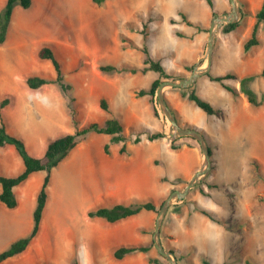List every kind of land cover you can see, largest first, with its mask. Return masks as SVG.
<instances>
[{"label":"crops","instance_id":"0c3cea01","mask_svg":"<svg viewBox=\"0 0 264 264\" xmlns=\"http://www.w3.org/2000/svg\"><path fill=\"white\" fill-rule=\"evenodd\" d=\"M90 1L92 0H80L82 4L91 6ZM137 1L134 2L132 6L133 9L126 11L122 8L121 10L120 22L116 24V26L118 25L117 37H120L121 41L119 39L117 42V38L115 37L112 45H110V42H105V40H102L100 44L98 38H94L96 37L94 33L87 30V35H89L88 38L91 39V44L86 47L87 49L84 54L98 56L101 59L98 66L100 64H113L116 66L125 65L141 68L144 65L143 60L145 58L142 47L146 45L152 58L159 60L165 70L174 77L186 76L190 72L185 68L186 65L191 66L192 69L194 66L202 63L207 43L205 30H197L194 26L187 25L182 21L180 15H178V11H183L182 9H178L177 14L171 16L175 18L177 22L169 23L172 25L174 34L175 30L178 29L183 32L185 36H177L175 34V36L181 38V40L176 39L175 44L172 46L169 45L170 39L174 40L171 34H169V37L161 34L159 36V46L156 49L152 41L150 42L154 36L150 37L149 31H153L154 33L157 30L158 32L157 20H164L163 15L158 12H155L157 13L155 15L151 12L148 13V18L153 16L154 19L148 21L147 18L150 24L145 31V35L142 33L126 32L124 29L126 24L135 22L139 17V11L142 10L140 9V1ZM248 1H251L253 6L245 0H238L241 11V17L238 20L240 24L229 33H221L220 29L222 26L218 29L209 71L199 76L194 83L188 87L193 88L196 94L203 99H205V96H209L207 98L210 99L211 95H208V93H210L212 88L217 91V94L219 93V95L224 96L223 98L226 102L224 104L225 113L223 119H225L224 123L227 124L229 131L233 127V119L238 116L235 104L233 103L235 99L240 97L242 106L247 105L254 110L262 106L253 107L248 103L244 94L238 93L233 95L225 89L221 83L211 80L208 76V74L217 76L232 72L240 78L245 75L259 74L261 72L263 67L258 71L252 72L248 69L249 67L247 65V63L250 62L253 50L261 43L260 32L258 35L259 44L246 53L243 51V43L250 35L252 25L255 22L254 14L260 8L263 0ZM5 2L6 0H0V11L4 7ZM49 5L47 0H31V5L28 8L19 6L22 9H30L33 6L32 10H30L31 14L38 15L42 12L43 7ZM208 8H204L203 14L198 17L197 20L196 18L193 19L190 17L188 12H183L193 23L200 24L205 28L208 24L209 28L210 20L214 14L228 12L230 10V3L228 0H213L214 14L209 6ZM245 11L248 12V15L243 16V12ZM53 12L56 14L59 13L57 8H53ZM20 14L22 15L21 9L16 6L13 7L5 41L0 44V81L2 80L1 71L11 66L8 61L5 62V56L3 54L9 57H11L12 54H37L38 50L45 46H41V43L48 40L46 38L47 36L43 35L39 36V38H35V34H33L29 40L26 36L23 37L24 35L21 31L23 19H21ZM169 18L167 19L168 21ZM62 21L66 23L72 22L68 19H62ZM70 29L72 28L70 27ZM73 33L74 32H71V35L65 34L63 36L64 43L66 45L68 44L70 48H75L72 40L74 39L84 45L85 41H82V37L86 40L85 34L83 32ZM218 33H220L222 38L236 40V46L230 47L223 45L217 48V43L219 41L217 37ZM124 36L132 41V46L129 45L127 41L122 40ZM50 40L51 39H49V41ZM148 41L150 43L147 44ZM169 54L173 56V59L169 60L165 57ZM225 54H228L231 59L234 58V60H237L238 63L236 68L222 73L213 72V68H215V56L216 59L221 60V56ZM261 54L264 55L263 52H261ZM42 60L48 61L46 59ZM45 71L49 72L48 69H45ZM122 72L125 74L129 73L127 74V81L120 79L112 80L116 89L115 94L119 99L122 97L124 98L117 107L113 105L115 97L112 96L111 90L106 87V89L101 92L102 97H100V99L105 98L108 104V111L100 107V99H98L90 109L79 106V113L85 110L99 112L104 116V120L108 117H114L111 116V114H120L124 124L119 119L118 120L123 126V133L125 132L126 126L130 129L132 134H135V130L140 129L141 126L144 125V122L140 119L137 111L134 112L135 121L128 122L126 120V109L124 106L126 104L127 95L130 92L135 93V91L139 89L138 87L143 88L149 81L151 83L152 80L159 77V74L153 70H147L145 73H142L140 70L136 72L119 71L115 73L121 74ZM102 73L109 76V73ZM238 78L225 79L224 83L230 84L238 89ZM256 79L257 78L250 83V86L257 93L258 98H260L264 90L263 88L256 87ZM140 81H143V83ZM85 82L86 79L83 82L84 92L90 93L91 88L88 87ZM216 83L220 85L219 88L216 86ZM141 84L143 85L141 86ZM183 89L184 88H168L165 91V98L173 110L177 122L181 126H191L201 130L209 145L210 140L208 134H212L213 138L214 133L212 130L209 133L206 131L205 128L208 125L207 119H205V116L203 117L201 112L198 113L197 110L193 108V105H196L193 101H190L186 95H183ZM6 96H9V101L1 108L5 129L9 134L21 138L27 151L32 156H42L50 140L63 134L73 132L75 129V124L72 121L71 108L69 107V98L65 91L55 83H48L39 88L32 89L28 87L26 83L25 86L19 83L12 88L11 85L7 86L6 83L0 82V100ZM208 102L211 103L210 101ZM212 106L216 109L213 104ZM77 111L78 106L75 113ZM203 112L206 113L205 111ZM215 114H217V112ZM207 115L211 116L214 114ZM104 120L102 122H90L102 124ZM147 131L150 132L148 129H144L143 133L146 135ZM157 131H163V128ZM94 134L104 135L100 150L94 147V145L87 143V140L90 139L89 137ZM109 138L110 135L108 134L90 133L85 141L78 143L76 147L69 152L67 157L51 170L50 181L47 187V201L38 234L33 238L25 250L15 256L4 259L0 264H26L33 260L32 256L34 253L39 254L42 252L43 247L40 245L42 229L47 217L54 212L61 198H68L69 203L72 205L73 210H71V213L73 215L75 214L74 208L77 200L79 210L86 217V213L90 209L111 206L118 203L129 204L133 201H146L148 199L156 204L159 200L166 197L167 192L172 187L171 180L179 178L180 184L183 183L185 185L187 180L199 169L202 163L200 149L193 142L192 138L189 137L171 139L165 136L161 139L149 140L151 143L147 144V146L149 145L148 150L150 148L153 155H144L142 158H140L138 152L147 147L141 146L143 140L146 142L148 141L145 136L144 138L141 137V141L137 143L133 142V140L130 141L126 137L125 152H120L122 142L109 143V153H106L103 146L105 143L109 142ZM171 141L178 147L175 149L171 148ZM157 145H162L165 152L169 154V159L162 160L155 154ZM95 148L96 150H93ZM169 149L174 151V153L169 151ZM234 156L238 157L237 150L234 151ZM250 159L252 160L255 158L250 157ZM217 165L218 162L213 159L211 155V168L208 175L199 183L201 186L193 190V205L189 207L185 203L186 201L183 202V200H178L177 203L180 205L179 210L167 212L162 222L160 231L162 245L164 248L174 251L175 257L178 256V264H203V258L207 259L210 264H244L246 257L250 256L249 252L246 251L249 250L250 247V236L246 233L247 220L243 219L245 224L243 227L238 228L236 224H233L236 223L234 220V211H231L232 213L231 215L229 214L228 221H225L214 210L208 209L204 205L205 198L211 195V190L219 186L217 181L212 179L208 180V176L212 169ZM23 169L24 164L22 158L15 147L11 144L0 146V175L13 177L21 173ZM44 175V170L35 171L22 183L14 186L13 191L17 198V205L14 208H9L0 201V252L7 249L13 241L26 236L30 232L33 225L32 214L36 204V196ZM163 177H166L168 181L162 180ZM203 182L206 183L203 184ZM207 184H216V187L209 188ZM247 185L252 189L251 193H255L256 187L251 183ZM247 185L240 187L238 191L242 190L243 193H245V187ZM201 189L209 195L202 194ZM61 190L64 192L61 194L62 197L60 196ZM249 196L248 193L246 197ZM195 206L202 207L213 213L221 222L212 220L207 215L196 210ZM244 210H248L246 204H244ZM68 212L70 213V210H68ZM154 219L155 215L153 211L142 209L137 214L115 222H108L113 223L111 229L107 228V226L99 229V227L102 226L98 222H91L89 228L83 232L75 227L73 224L74 222L67 225V227L59 228L58 226V228L61 233H68L69 242L68 245H66L68 247V252L71 250L70 245L75 243V235L79 238L82 245L85 247V251L80 256L79 261L76 262L77 264H88V261H94L96 258L98 259L100 257L105 246L110 245L111 248H113L111 249L113 256L114 249L121 245L147 244L149 241L148 232L154 224ZM95 224H98L96 225L97 227ZM71 236L73 239L70 238ZM87 240H93L91 245L86 242ZM59 254L64 256H59L55 261L48 259L47 263L70 264L72 262L66 259V252H60ZM148 256L153 255L150 254L149 251H139L126 255L121 259H116L114 256L113 258L117 261L114 264H145L144 260L147 261ZM147 263L151 264L148 261Z\"/></svg>","mask_w":264,"mask_h":264},{"label":"rangeland","instance_id":"374dc122","mask_svg":"<svg viewBox=\"0 0 264 264\" xmlns=\"http://www.w3.org/2000/svg\"><path fill=\"white\" fill-rule=\"evenodd\" d=\"M47 1L50 5L43 7L42 12L38 15L31 14L30 10H32L33 6L30 9H22L19 5H15L16 7H19L22 12V15H20L21 19H23L22 24L24 26V28L23 26L21 28L22 34L24 35L23 37L26 36L29 40L33 34L36 35L35 38H39V36L42 35L47 36L46 38L48 40L44 43H40L41 46L45 45L53 50L54 55L60 64L63 80L70 86L69 89L65 90V93L69 98V107L74 110V113L78 106V111L75 113V118L78 121L77 127L87 125L90 121L102 122L104 120L102 114L87 110L79 113V106H82V108H92L95 101H98V99L102 97L101 92L107 87L111 90L112 96L115 97L113 105L114 107H117L120 101L124 98L122 97L119 99L115 94L116 89L112 80L120 79L127 81V74L129 73L125 74L122 72L121 74H117L112 72L107 76L99 71L98 64L101 59L98 56L84 54L87 49L86 47L91 44V39L88 38L89 35H87V30L94 33V36H96L94 38H98L100 44L102 43V40H105V42H110V45H112L115 37L117 38V42L119 39L121 41V38L117 37L118 25L116 26L121 19V10L122 8L126 11L133 9L132 6L137 0H106V2L100 6L94 4L92 1H90L91 6L88 4H82L80 0ZM139 1L140 9H142L138 13V18L140 20L137 18L135 22L127 23L124 29L126 32L142 33V31L148 29L150 24L147 21L148 13L151 12L155 15L157 14L155 12H158L162 14L164 20H157L156 23L159 31L157 32L156 29V31L154 30V33L153 31H149V36H154L150 42L152 41L155 49L159 46V36L161 34L167 37L170 36L169 34L173 36L174 40L170 39L169 41L170 46L175 44L176 39L181 40V38L175 36L172 25L167 20L169 17L175 16L178 9L188 12L190 17L193 19L196 18L197 20L198 17L203 14L204 8H208L204 0H138L137 2ZM245 1L253 6L251 1ZM53 8H57L59 13H54ZM62 19H68L72 22L66 23L62 21ZM70 27L72 29H70ZM206 29L207 31H205V35L207 36L208 24L206 25ZM261 29V43L253 50L250 62L247 63L249 67L248 69L252 72L260 70L264 65V55L261 54V52L264 53V26ZM71 32H83L86 36V40L82 37V41H85V44L82 45V43L72 39L75 48H70L68 44L66 45L63 41V36L65 34L71 35ZM217 37L219 40L217 48H220L223 45L230 47L236 46V40L234 39L229 40L222 38L220 33H218ZM49 39L51 40L49 41ZM23 40L26 41L25 39ZM150 42L148 41L147 44ZM3 55L5 56V62L8 61L11 66L1 71L2 80L0 82L6 83L7 86L11 85L12 88L19 83L25 86V77L29 75L35 74L45 77L55 75L51 62L49 60L45 61L39 59L36 53L29 55L12 54L11 57L5 54ZM165 57L169 60L173 59V56L170 54ZM237 63V60H234V58L231 59L228 54L221 56V60L216 59L215 56V68H213V72L222 73L231 69L234 70ZM45 69H48L49 72L45 71ZM85 79V84L91 88L90 93L84 92L83 82ZM140 82L143 83V81ZM256 83L257 88H263L264 90V77H257ZM142 85L143 84H141V86ZM149 85L150 81L143 88H148ZM216 86L219 88L220 85L216 83ZM208 95H211L210 99L207 98L209 96H205L204 98L216 107L217 114L211 116L207 115L201 109L193 105V108L197 110L198 113L201 112L203 117L205 116V119H207L208 125L205 128L206 131L209 133L212 130L214 133V139L212 138V134H208L210 140L209 146L212 158L218 162V165L212 169L208 176V180L212 179L217 181L219 186L211 190V195L205 198L204 205L206 208L214 210L225 221H228V217L232 213L231 211H234V220L236 223L233 224H236V227L238 228L243 227L245 224L243 219H246V233L250 236V247L249 250L246 251L249 252L250 256L246 257L244 264H264V103L260 108L254 110L247 105L242 106L240 97L235 99L233 103L235 104L238 116L233 119V127L229 131L227 124L224 123L225 119H223L225 113L224 104L226 102L223 98L224 96L219 95V93L217 94V91L213 88ZM124 107L126 109L125 115L128 122L136 120L135 111L138 112L140 119L143 120L144 125L141 126L140 129L135 130V134H140L142 138L145 136L143 133L144 129L154 132L163 128V121L159 106L156 103L155 95L153 101H151V98L148 95L138 97L136 93L130 92L127 95ZM154 108L157 110V115L154 112ZM111 116L116 117L123 123L120 114H111ZM124 133L127 139L130 141L133 140L135 134H132L130 129L126 126ZM91 136L89 137L90 139L88 138L89 140H87V143L94 145V147H97V149L100 150L104 135L94 134ZM83 141H85V139L79 143ZM193 142L199 147L195 140H193ZM148 143L151 142H149V140L147 142L143 140L141 146H147ZM148 146L138 152L140 158L148 154L153 155L152 150L150 148L148 150ZM93 150H96V148ZM235 150H237L238 157L234 156ZM169 151L172 150L169 149ZM172 152L174 153V151ZM155 154L162 160L169 159V154L165 152L162 145H157ZM250 157H254L255 159L251 160ZM171 182V189L181 188L184 185L183 183L180 184L181 182L179 178H175L171 180ZM248 183H251L256 187L255 193H251L252 189L249 188L247 185ZM245 185H247L245 187V193H243L242 190L238 191L240 187ZM196 189L197 187L191 189L186 197L185 203L189 207L193 205V190ZM62 192L63 190L60 191V196ZM248 193L250 196L246 197ZM163 199L164 198L156 203L158 208ZM173 204L178 203L175 201ZM244 204H246L248 210H244ZM177 209L179 210V208ZM68 210H70V213ZM71 210L73 209L68 198H61L54 212L47 217L42 229V235L40 238V245L43 247L42 252L39 254L34 253L32 256L33 260L26 264L47 263L48 259L55 261L59 256H64L61 255L62 253L59 254L60 252H66L67 260L79 261L80 256L85 251V247L75 235V243L70 245L71 250L68 252V247L66 246L69 242L68 233H61L59 231V228L61 227H67V225L74 222L73 224L75 227L83 232L89 228L91 222H98L101 224L102 227H99V229L104 228L105 226L111 229L113 226V223H108L101 218L89 219L84 216L79 210L77 200L74 208V215L71 213ZM154 215H156V213H154ZM96 225L98 224H95V226ZM152 228L153 225L148 232L149 241L147 244L150 242L152 243ZM70 238L73 239L72 236ZM86 242L91 245L93 240H87ZM111 249L113 248H111L110 245L105 246L100 257L98 259L96 258L94 261H88V264L116 263L117 261L113 258ZM149 252L153 256L159 257L163 263L168 264L167 261L155 251L153 243ZM144 263L148 264L146 260H144Z\"/></svg>","mask_w":264,"mask_h":264},{"label":"trees","instance_id":"16d2710c","mask_svg":"<svg viewBox=\"0 0 264 264\" xmlns=\"http://www.w3.org/2000/svg\"><path fill=\"white\" fill-rule=\"evenodd\" d=\"M106 0H92L93 3L97 5H102ZM208 6L212 9V13H215L213 9V0H205ZM19 4L23 8H28L31 5V0H6L4 7L0 11V44L5 41L11 14L13 7ZM178 15H180L181 20L184 21L187 25L194 26L197 30H205L206 28L200 24L193 23L190 21L186 14L179 10ZM248 15V12H243V16ZM255 22L252 25L251 32L249 37L243 43V51L246 53L251 48L259 44V32L261 28L264 26V0L260 6V8L254 14ZM159 18V16H158ZM154 18L153 16L148 18V21H152ZM170 23H176L177 20L173 17L169 18ZM240 21L235 23H227L222 25L220 32L221 33H229L233 31L238 25ZM145 26V24H144ZM145 35L146 32L142 31ZM175 34L177 36H185V34L178 29L175 30ZM123 41H127L129 45H133L132 41L127 39L125 36L122 37ZM142 51L145 54V58L143 60V66L141 68L137 67H129V66H116L113 64H100L98 69L104 73H112V72H119V71H131L136 72L140 70L142 73H145L147 70H153L159 74V77L152 80L148 88H139L135 91L138 97L148 95L153 101L155 90L157 85L160 83L161 80L173 78L174 76L168 73L162 63L159 60H155L149 53V50L146 45H143ZM37 56L39 59H46L49 60L53 66L55 75L54 76H40V75H29L25 78V83L28 87L32 89L39 88L42 85L48 83H55L57 84L63 91L70 88L68 84H66L63 80V75L61 71L60 64L56 59L52 49L48 46L41 47L38 52ZM185 68L190 71L191 66L186 65ZM209 78L213 81H217L222 84V86L231 92L233 95L238 93H242L246 96V99L249 104L253 107L260 106L264 103V92L261 93L260 98H258L257 93L251 88L250 83L257 77H264V66L259 74H249L242 76L240 78L237 77L235 73L227 72L223 75L212 76L208 74ZM229 78H238L239 80V88H235L234 86L224 83L225 79ZM183 95H186L190 101L205 111L207 114H215L217 110L209 103L207 100L199 97L193 88H184ZM9 96H6L0 100V146L5 144H11L15 147L17 152L19 153L20 157L22 158L24 169L21 173L16 176L8 177V176H1L0 175V201H2L7 207L14 208L17 205V198L13 191L14 186L22 183L27 177L39 170H44L45 175L43 177L42 184L36 196V204L33 210V225L30 232L23 237H20L13 241L11 245L0 252V262L8 257L15 256L21 253L25 248L29 245V243L33 240V238L38 234L41 220L43 216V211L47 201V187L50 181L51 170L56 167L64 158L67 157L69 152L76 147V145L86 139V137L90 133H104L110 135L109 142L105 143L103 148L106 153H109V143H116L122 142L120 147V152L126 151V136L123 133V126L117 118L108 117L104 120V122H90L87 125L77 127L78 121L74 116V110L71 109L72 114V121L75 124V129L73 132H69L63 134L59 137H56L50 140L47 143L46 149L42 156L35 157L29 154L27 151L23 140L19 137L13 136L9 134L4 126L3 122V115L1 112V108L8 103ZM100 107L105 111H108V104L105 98L100 99ZM154 112L157 115V110L154 108ZM165 137L163 131H154V132H146L145 138L148 140H156ZM141 141L140 134H135L133 138V142L137 143ZM170 147L175 149L178 146L171 141ZM210 154L211 149L209 147ZM162 180L168 181L166 177H163ZM206 182H203V184ZM200 184L195 185V187H200ZM210 187H216V184H207ZM192 188V189H193ZM172 190V189H171ZM201 193L204 195H209L207 192L201 189ZM186 201L183 199V202ZM179 204H172L168 211H174V209L179 208ZM142 209L151 210L154 213H157L158 206L154 204L152 200L146 201H133L129 204H114L111 206H102L95 209H90L87 211L86 215L89 218L100 217L107 222H115L120 219L126 218L128 216L134 215L139 213ZM196 210H199L203 214L207 215L214 221L221 222L220 219L215 217V215L206 209L195 206ZM178 210V209H177ZM152 243L149 244H139V245H121L114 249L113 256L116 259H121L126 255L135 253V252H148ZM174 252L172 249H167ZM178 261V256H176ZM147 261L151 264H166L161 261L159 257L148 256ZM203 264H210L209 261L205 258L202 259ZM40 264H48L46 262H41ZM70 264H77L76 261H72Z\"/></svg>","mask_w":264,"mask_h":264},{"label":"water","instance_id":"95a60500","mask_svg":"<svg viewBox=\"0 0 264 264\" xmlns=\"http://www.w3.org/2000/svg\"><path fill=\"white\" fill-rule=\"evenodd\" d=\"M228 1L230 3V10L222 14H214L210 20L207 43L202 63L194 66L186 76L161 80L155 90V99L160 109L161 118L163 121V132L165 136H168L171 139L179 137L192 138L198 143L202 155V163L199 169L192 174L183 187L170 190V192L163 199L155 215L151 233V241L155 251L164 260H166L168 264H178V262L174 253L170 250H167L162 245L160 237L162 222L169 207L175 201L185 199L189 191L195 185L201 183L208 175L211 168V154L208 142L201 130L191 126H181L177 122L175 114L165 98V91L168 88H188L199 76L206 74L209 71L218 29L224 24L237 22L241 17L238 0Z\"/></svg>","mask_w":264,"mask_h":264},{"label":"bare ground","instance_id":"6f19581e","mask_svg":"<svg viewBox=\"0 0 264 264\" xmlns=\"http://www.w3.org/2000/svg\"><path fill=\"white\" fill-rule=\"evenodd\" d=\"M2 64V63H1ZM4 65V64H3ZM168 121V120H167ZM82 189V188H81ZM53 193V192H52ZM78 193V192H77ZM55 196V195H54ZM55 199V198H54ZM71 199H72V197H71ZM62 202V201H61ZM71 215V214H70ZM53 223V222H52Z\"/></svg>","mask_w":264,"mask_h":264}]
</instances>
